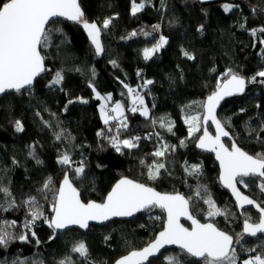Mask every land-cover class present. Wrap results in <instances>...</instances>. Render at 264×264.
Here are the masks:
<instances>
[{
	"label": "trees",
	"instance_id": "16d2710c",
	"mask_svg": "<svg viewBox=\"0 0 264 264\" xmlns=\"http://www.w3.org/2000/svg\"><path fill=\"white\" fill-rule=\"evenodd\" d=\"M80 3L89 21L102 24L105 18H113L109 28L101 32L104 52L96 54L82 25L56 19L46 26L53 31L49 45L41 50L47 71L31 88L0 96V184L10 189L18 205L9 211H0V225L15 220L16 226L9 231L17 235L26 231L23 224L26 217H31L22 202L28 196H36L44 216L51 218L56 190L66 171L84 201L102 202L112 185L119 178L128 176L161 192H179L186 197L194 196L198 185H206L216 205L227 209V215L208 217V205L202 199L194 200L193 215L202 222H213L234 237L237 264L254 254L243 249L264 250L260 247L264 235L244 236L241 243H236L242 232L244 213L250 214L254 221L258 214L251 208L237 210L229 193L220 187L219 169L213 155L196 149L201 130L189 137L188 125L184 122L187 115H202V102L215 90L218 80L223 81L222 74L226 69L232 68L251 77L264 67V46L258 43L264 34L258 32L253 37L250 33V29L264 26V0H163V3L150 0L135 16L131 14L132 0H80ZM225 3L239 7L225 13L222 8ZM245 20L246 25L241 28ZM201 24L203 30L197 31ZM154 25H159V29L154 30ZM56 28L63 31H54ZM133 31L137 32L136 36H130ZM144 32L151 35L146 36ZM161 35L168 38V43L151 59L145 60L143 49L155 44ZM183 51H188L194 59H188ZM112 60L117 62L116 66ZM58 70H63L64 80L61 85L49 88L48 84ZM146 80L153 83L144 87ZM90 81L101 95L111 93L113 101L124 104L128 127L120 129V138L140 137L136 148H125L122 153H117L106 139L97 136L101 129L109 135V127L113 128L111 134H116L118 121L104 125L99 113L101 101L96 99ZM124 84L138 89L144 97L150 112L148 118L130 110L132 102ZM76 97H83L88 103L77 101L68 105L67 112L63 111L67 101ZM192 101L201 104L187 107ZM33 113L38 122L33 121ZM217 116L243 150L253 155L264 153V132L260 133V139L255 132H248V128L259 131L264 123V84L248 83L242 95L221 103ZM41 117L52 127L45 126ZM162 117L173 122V132L160 126ZM16 120L22 122V132L15 130ZM153 120L157 122L153 124ZM36 124L50 131L53 136L50 143L44 140ZM57 124L74 137L71 145L68 141L55 139L54 134L59 131ZM181 140L185 141L184 146ZM225 143L229 146V141ZM161 144L169 146L166 155L153 156ZM30 146H34L35 155L42 163L37 164L29 155ZM65 150L70 151L76 164L82 159L85 161L83 177L77 178L68 166L58 163L59 155ZM153 161L164 163L165 169L160 170L158 179L150 181L148 165ZM192 164L201 166L198 177L186 171ZM48 177H52V191L38 193ZM244 182L238 183L241 191L264 206V192L259 187L264 179L250 178ZM8 199L0 193V202ZM163 222V211L152 208L131 220L91 225L85 232L71 228L63 233L55 232L54 238L49 239L53 229L42 217L32 228L36 236L29 233L27 242L14 240L7 249H0V260L11 264L19 257L25 264H58L69 256L73 264H112L120 256L146 245L162 228ZM80 241L88 248L87 257L71 251ZM166 257H175L180 264H204L203 258L194 260L174 249L163 251L150 260L151 264H171Z\"/></svg>",
	"mask_w": 264,
	"mask_h": 264
},
{
	"label": "snow or ice",
	"instance_id": "6c2138e0",
	"mask_svg": "<svg viewBox=\"0 0 264 264\" xmlns=\"http://www.w3.org/2000/svg\"><path fill=\"white\" fill-rule=\"evenodd\" d=\"M161 2L163 3V0ZM146 3H150V0H140L139 3H137V0H132L131 14L135 16L141 12L145 8ZM238 7L239 5L232 3L222 5L225 13H229ZM253 11H256V9H253ZM57 17H63L82 25L92 45L95 47L96 54L100 55L104 52L101 32L102 29L107 30L109 28L113 18H105L102 24H98L97 21H89L81 7L80 0H0V94L9 90L19 93L26 86H32L35 79L41 73L47 71L45 68V57L42 55L41 50L49 45L50 32L53 31V29H48L46 26ZM245 25L246 20L241 23L240 27L244 28ZM159 27V25H154L153 29L158 30ZM203 28L204 25L201 24L197 31H202ZM54 31L62 32L63 30L56 28ZM258 32L264 34V26L250 29L253 37ZM143 34L146 36L151 35L148 32ZM136 35V31L130 34V36ZM167 43L168 38L161 35L155 44L143 49L144 59H151ZM258 43L264 46V38H261ZM253 46L255 47L256 44L254 43ZM183 54L188 59H194V56L188 51H183ZM111 63L116 66L117 62L112 60ZM92 74L93 76L95 75L94 70ZM222 75L224 77L223 82L218 80L215 90L207 96L202 104L201 102L192 101L187 106L191 107L192 104H201L203 114L187 115L184 122L188 125L189 137H194L201 130L202 122L207 125L208 121H211L215 125V135L210 134L207 127H204L203 135L198 137L197 147L215 152L221 169L219 179L225 187L231 190L235 196L237 206L240 209H244L246 205L253 206L259 213L255 221L250 214L244 213L243 230L236 239V243L239 244L244 239L245 234L251 237L264 234V206L249 196L242 194L237 188V183H245L242 179L243 177L254 175L264 177V153L249 154L237 144L235 139L232 140L230 147L225 146L221 137H230V132L226 130L225 124L217 118L216 109L220 101L226 96L243 94L248 83L259 82L264 84V67L251 77H245L232 68L226 69ZM257 78L260 79L258 80ZM63 80V70H58L49 82L48 87L53 88L61 85ZM152 83V80H146L143 86L147 87V85ZM89 86L92 88L96 99L101 101L99 113L104 125H109L111 121H118V124L115 125L116 134H111L113 128L109 127L107 129L109 135H106L105 130L101 129L97 132V136L106 139L117 153H122L125 148H136L141 139L140 137L120 138V129H127L128 127L124 104L120 101H113L111 93L101 95L100 92L96 91L95 85L91 81ZM124 87L132 98L130 110L133 113L140 112L141 115L148 118L150 112L145 104L144 97L127 84H124ZM77 101L83 104L88 103V100L83 97H76L74 100L69 99L63 111L67 112L68 105ZM109 103H111V107H109ZM241 111H244V109H241ZM52 115L55 116L56 114L52 113ZM41 120L43 121V117H41ZM156 122V120L152 121L153 124ZM159 122L162 128H166L170 133L173 132V122L171 120L162 117ZM43 123L47 127H52L48 121H43ZM14 126L17 132L24 130L20 120H16ZM56 127L59 128V131L54 134L55 139L57 141H68L71 145L74 137L65 128H61L59 124ZM248 132L250 134L255 132L257 139H260V133L264 132V123L260 125L259 131L248 128ZM180 143L182 146L185 145L184 140H181ZM30 147L32 151L29 152V155L36 159L37 164L42 163L35 155L34 146ZM172 147L175 148V146ZM168 150L169 146L167 144H161L152 155L164 157ZM13 163H16V161L14 160ZM58 163L68 166L77 178H81L85 174V161L82 159L76 164L69 150H65L59 155ZM141 163H144V161H141ZM97 166L102 167V165ZM161 169H165V164L162 162L153 161L149 164L148 179L150 181L158 179ZM186 171L189 172V175L198 177L201 174V166L192 164L190 168L186 167ZM237 177H241V179L237 180ZM52 186V177H48L43 182L42 187L38 189V193L46 194L52 191ZM245 187H247V184H245ZM259 187L264 192V182ZM0 193L9 198L4 202H0V211H9L18 207L15 197L7 186L0 184ZM195 199H202L208 205V217L227 215V209H221L216 205L211 193L207 191L206 185H198L194 196L186 197L179 192H158L153 187L127 177L121 178L112 187L111 191L107 193L102 202L95 200L85 202L81 199L80 190L73 185V181L66 171L59 188L56 190L55 202L52 206V211L55 215L51 218L45 217L40 210L37 197L28 196L22 202L27 206L28 214L31 217L30 219L26 217L23 224V228L26 231H22L18 235L14 234L9 229L14 228L17 222L15 220L4 221L0 225V249H7L14 240L27 242L29 233L35 237L36 232L32 230L33 225L42 217L48 227L53 229V236L49 237V239H53L55 230L67 229L71 225L88 228L89 221H106L116 216H132L135 212L159 207L166 212V223L163 230L143 248L128 252L127 255L118 258L114 264H151L150 257H154L160 252L161 248L170 244L179 245L181 249L192 257L203 258L204 264H237L238 256L236 248L233 246V236L220 230L214 223H201L191 210L195 207ZM181 217H186L191 221V228H186L180 223ZM37 243H39V240H37ZM260 247L264 249V243ZM243 250L254 254L249 255L241 264H264V250L256 251L255 248ZM71 251L78 253L81 257H87L88 255V248L83 241L74 244ZM166 259L171 264H180V261L175 257H166ZM0 264H9V262L0 260ZM11 264H25V260L17 257L11 261ZM58 264H73V261L71 257L66 256Z\"/></svg>",
	"mask_w": 264,
	"mask_h": 264
},
{
	"label": "water",
	"instance_id": "95a60500",
	"mask_svg": "<svg viewBox=\"0 0 264 264\" xmlns=\"http://www.w3.org/2000/svg\"><path fill=\"white\" fill-rule=\"evenodd\" d=\"M56 19H60V20H64V21H69V20H67L66 18H63V17H57V18H54V20H56ZM46 68V67H45ZM43 73H41L40 75H42ZM39 77V76H38ZM37 77V78H38ZM37 78L35 79V81L37 80ZM35 81H34V83H35ZM223 82V81H222ZM34 83H33V85H34ZM32 85V86H33ZM32 86H30V87H28V86H26V88H31ZM246 90V89H245ZM22 91V90H21ZM6 93H17V92H15L14 90H9L8 92H6ZM3 94H5V93H3ZM3 94H0V96H2ZM211 94V93H210ZM209 94V95H210ZM240 95H242V94H236V95H232V96H226L223 100H221L220 101V103H219V105L217 106V109H216V115H217V112H218V109H219V107H220V105H221V103L224 101V100H226V99H228V98H231V97H234V96H240ZM207 98V97H206ZM206 98H205V100H206ZM204 100V101H205ZM202 114H203V112H202ZM217 118H218V116H217ZM219 119V118H218ZM204 127H207V130L209 131V133L210 134H212V135H215L216 134V128H215V125L211 122V121H208V123H207V125H204L203 124V122H202V129H201V132H200V134H199V136H201V135H203V131H204ZM208 127H210V129L208 128ZM227 130V129H226ZM198 136V137H199ZM221 140H222V142L225 144V146H227V147H230V145H231V143H232V140H233V138L231 137V135H230V137H221ZM229 141V146L225 143V141ZM197 142H198V138H197V141H196V144H195V146H196V149L198 150V151H200V152H203V153H205V154H210V155H213V157H214V160H215V162L217 163V165H218V169H219V176H220V171H221V169H220V163H219V161L216 159V154H215V152H212V151H209V150H206V149H201V148H199V147H197ZM219 176H218V180H219V184H220V187L221 188H223V189H225L228 193H229V195H230V197H231V199H232V201L234 202V204H235V206H236V208H237V210L238 211H241L242 209H240L238 206H237V203H236V199H235V196L232 194V192H231V190L230 189H228L227 187H225L223 184H222V182L220 181V179H219ZM124 177H127L128 179H131V180H134V181H137V180H135V179H133V178H130V177H128V176H123V177H121V178H124ZM246 177H249V176H246ZM254 177H259L258 175H254ZM121 178H119L113 185H112V187L121 179ZM238 178L239 177H237V180H238ZM259 178H264V177H259ZM63 180V179H62ZM61 180V181H62ZM60 181V182H61ZM137 182H139V183H143V182H140V181H137ZM144 184H146V183H144ZM59 185H60V183H59ZM73 185L75 186V184L73 183ZM147 186H149V187H153V186H151V185H148V184H146ZM76 187V186H75ZM112 187L110 188V190L109 191H111V189H112ZM58 188H59V186H58ZM154 188V187H153ZM237 188L240 190V192L242 193V194H244V195H246L243 191H241V189L239 188V186H238V183H237ZM155 190L156 191H158V192H161V191H159V190H157L156 188H155ZM108 191V192H109ZM161 193H168V192H161ZM170 193H173V192H170ZM183 195V194H182ZM106 196H107V194H106ZM105 196V197H106ZM248 196V195H247ZM104 197V198H105ZM251 198V197H250ZM82 199V198H81ZM252 199V198H251ZM83 200V199H82ZM55 202V201H54ZM85 202H87V201H85ZM98 202V201H97ZM157 209H160L159 207H156ZM246 208H252L253 209V211L254 212H256L257 214H259L258 213V211L253 207V206H249V205H246L245 206V208L244 209H246ZM160 210H162V209H160ZM144 210H141V211H139V212H135L132 216H116V217H111L109 220H106V221H89V226H91V225H95V226H103V225H105V224H107V223H109L111 220H121V221H125V220H131V219H133L136 215H138L139 213H141V212H143ZM163 211V213H164V222H163V226H162V228L156 233V235L160 232V231H162L163 230V227H164V225H165V223H166V212H164V210H162ZM55 214H54V212L52 211V213H51V217L52 216H54ZM197 218V217H196ZM198 219V218H197ZM199 220V219H198ZM200 221V220H199ZM201 223H213V222H202V221H200ZM180 223L181 224H183V226L184 227H186V228H191V221L190 220H188L186 217H181V219H180ZM187 225H186V224ZM217 227V226H216ZM71 228H76V229H78V230H80V231H83V232H85V231H87L88 230V228H81V227H79L78 225H71V226H69L67 229H71ZM67 229H62V230H55V232H57V233H63L64 231H66ZM221 230V229H220ZM242 230H243V226H242ZM223 231V230H222ZM229 234V233H228ZM156 235L154 236V238L152 239V240H154L155 239V237H156ZM259 235H263V234H258L257 236H259ZM256 236V237H257ZM245 237H247V238H255V237H251V236H248L247 234H245ZM233 239H234V237H233ZM152 240H150V241H152ZM149 241V242H150ZM145 246V245H144ZM143 246V247H144ZM233 246H234V243H233ZM143 247H141V248H143ZM141 248H139V249H141ZM168 249H174V250H178V251H181L182 253H184L186 256H188L189 258H191V259H194V260H198V259H202V258H200V257H192V256H190L189 254H187L186 253V251L185 250H183V249H181V247L179 246V245H175V244H170V245H165L163 248H161L160 249V252L159 253H157L154 257H150V260H152V259H154V258H157L163 251H165V250H168ZM134 250H138V249H134ZM132 251V250H131ZM128 253H126L125 255H127ZM124 256V255H123ZM120 257H122V256H120ZM119 257V258H120ZM118 259V258H117ZM116 259V260H117ZM115 260V261H116ZM114 261V262H115ZM114 262L112 263V264H114Z\"/></svg>",
	"mask_w": 264,
	"mask_h": 264
},
{
	"label": "rangeland",
	"instance_id": "374dc122",
	"mask_svg": "<svg viewBox=\"0 0 264 264\" xmlns=\"http://www.w3.org/2000/svg\"><path fill=\"white\" fill-rule=\"evenodd\" d=\"M86 32V31H85ZM90 39V38H89ZM136 89V87H135ZM136 92H138L140 94V92L138 91V89L136 90ZM130 100L132 101V98L130 96ZM109 106H112L111 103H109ZM137 107H139V105H137ZM32 119L34 122H38V119L36 118V114H32L31 115ZM38 129L40 130L41 134H42V137L44 138V140L47 142V143H50V141L52 140L53 136L52 134L50 133V131L47 129V128H43L40 124H36ZM248 257L244 258V259H247ZM243 259V260H244ZM241 260V262L243 261Z\"/></svg>",
	"mask_w": 264,
	"mask_h": 264
},
{
	"label": "flooded vegetation",
	"instance_id": "af4514ba",
	"mask_svg": "<svg viewBox=\"0 0 264 264\" xmlns=\"http://www.w3.org/2000/svg\"><path fill=\"white\" fill-rule=\"evenodd\" d=\"M250 178H259V177H254V176H249V177H243L242 179L243 180H247V179H250ZM241 179V177H239L238 178V180H240ZM259 179H264V178H259ZM239 184H241V183H239ZM246 209H249V208H246ZM252 209V208H251ZM243 210V209H242ZM253 210V209H252ZM256 213V212H255ZM259 215V214H258ZM264 235V234H263Z\"/></svg>",
	"mask_w": 264,
	"mask_h": 264
},
{
	"label": "built area",
	"instance_id": "2783aa9c",
	"mask_svg": "<svg viewBox=\"0 0 264 264\" xmlns=\"http://www.w3.org/2000/svg\"><path fill=\"white\" fill-rule=\"evenodd\" d=\"M109 107H111V106H109Z\"/></svg>",
	"mask_w": 264,
	"mask_h": 264
}]
</instances>
